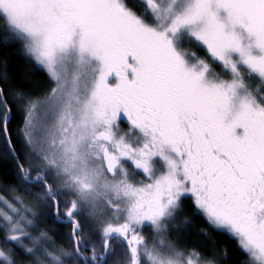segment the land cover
Instances as JSON below:
<instances>
[{
  "label": "snow or ice",
  "instance_id": "6c2138e0",
  "mask_svg": "<svg viewBox=\"0 0 264 264\" xmlns=\"http://www.w3.org/2000/svg\"><path fill=\"white\" fill-rule=\"evenodd\" d=\"M0 21L56 81L48 150L20 168L73 245L33 235L36 213L0 196V264L17 247L34 264H108L116 248L128 264H214L141 234L163 237L185 196L264 264V0H0ZM0 105L6 125L2 89Z\"/></svg>",
  "mask_w": 264,
  "mask_h": 264
},
{
  "label": "trees",
  "instance_id": "16d2710c",
  "mask_svg": "<svg viewBox=\"0 0 264 264\" xmlns=\"http://www.w3.org/2000/svg\"><path fill=\"white\" fill-rule=\"evenodd\" d=\"M129 2L130 4H134L136 0H129ZM0 37L2 39L0 45V85L3 87L6 100L13 113L9 123L12 143L20 161L24 165L25 155L24 150H22L23 148H21L23 144L19 138L25 123L29 100L44 97L50 92V88L54 86V82L46 71L39 68L32 59L21 51L17 40L10 43L6 42L2 35ZM192 50L197 51V54L200 56L204 55L202 51L195 48ZM15 90L20 96L18 100H15L14 96H12ZM5 114L4 106L0 105V117H3ZM4 124L5 122L0 119V191L6 197H10L11 195L9 194L11 193L31 197L35 193L41 192L42 188L33 187L29 184L28 190H25L24 184L26 182L23 181L22 174L8 145ZM187 199V197L182 198V210L179 213L180 223L176 229L169 231L168 234L171 233L170 235L172 236V238L169 236L170 239L177 241L180 244V248H182L181 250L185 253L195 252L206 259L209 253H212L213 256L216 254L218 257V251H220L221 255L219 259L223 261L220 264H249L250 258L240 248L238 240L226 232L215 229L206 218L194 213V209ZM52 216L54 217L53 213ZM56 225V232L60 231L58 227L65 229L64 231L67 233L70 246L73 250L68 225L57 223L56 220L51 221L50 219L43 225V228L49 230ZM53 233L56 234L55 232ZM3 239V233L0 232V247L4 246ZM56 241L58 244L67 246L63 238L56 236ZM121 250L122 253L127 251L126 248H121ZM13 256L17 264H34V258L28 256L18 247L13 252ZM110 260L111 256L108 258V263Z\"/></svg>",
  "mask_w": 264,
  "mask_h": 264
},
{
  "label": "rangeland",
  "instance_id": "374dc122",
  "mask_svg": "<svg viewBox=\"0 0 264 264\" xmlns=\"http://www.w3.org/2000/svg\"><path fill=\"white\" fill-rule=\"evenodd\" d=\"M0 33L4 37V40L6 42L11 43L14 40L15 41L17 40L20 44L21 51L27 57L32 59L39 68H42L44 71H46L48 73V75L50 76V78L52 79V81L54 82V86L53 87L51 86L52 88H50L51 89L50 92L48 91L49 93H47L44 97L32 98V100H29V103L27 106L28 108L26 111L25 123L22 127V132L20 133L21 135H20L19 139L22 141V144H23V146L21 145V148H23L22 150H24V155H25V157H24V159H25L24 160L25 161L24 168L26 170H28L29 166L31 165V167L34 169L37 166H39L40 156L42 155V153H44L48 150L49 133L53 130V125H54V115L52 114L51 109L56 103V100L52 95V90L54 88H56L57 85H56V81L49 74L47 68H45L42 65H39L35 61V59L30 56L25 45L9 31L7 26L2 21H0ZM216 71L220 72L221 69L216 68ZM110 79H113V78H110ZM249 83L254 86V90L258 89L260 87V82H259L258 78L250 80ZM261 95H264V92H262ZM12 96H14L15 100H18L20 98V96L18 95V92L16 90L12 93ZM33 105H34V108H33ZM30 109H32L31 117L28 116V112ZM29 119L31 120V124H29ZM129 131H130V129L127 128V129H125L124 132H121L118 134L128 133ZM127 168H129L130 172L132 171L131 166L127 165ZM32 175L33 176L36 175L35 171L32 172ZM109 179H111L110 176H109ZM141 179H144V177L142 175H140V174L135 175L136 181H140ZM51 182H52V184L54 183L53 179L51 180ZM54 186L59 187V181H55ZM42 191H43V189H41V192ZM9 195H11V196L6 197L0 191V196H3L5 198L12 199V198L18 197L19 199L23 200L32 209V211L36 213L37 218L34 220L35 231L33 232V235H37L40 232H44L50 238V242L52 243V246L54 248L63 249L65 251H69V252L72 251V247L70 246V243H69V240L67 237V233L64 231L65 229H60L58 227V229L60 231L58 230L59 232H56L57 225L55 227L49 229V230L43 228V225L46 224L50 219H51V221H54L56 219H55V217L52 216V212H51L52 209L49 208L48 205H46V204H44V203H42L36 199V193L31 197H26V196L24 197V195L16 194V193H11ZM60 199L71 200V199H75V197L71 196V195H68V196L62 195L60 197ZM60 209H61V211H60L61 213H64L67 211V208L63 204H61ZM88 214H89L88 211L83 212V215L85 217H87ZM57 223H59V222L57 221ZM179 223H180V217L178 215H176L175 220L172 221V223L168 225L167 232L165 233V235L163 237L156 236L154 229L148 225L144 226L141 229V234L149 242L150 246L153 243H156L159 246V240L164 239L165 244L171 243L179 251H182L181 250L182 248H180V244L177 241L170 239V237L172 238V236L170 235L171 233L168 234L169 231H171L172 229H176L179 226ZM68 226H69L68 231L71 233L72 226H71V224H68ZM170 227H172V228H170ZM53 232H55L56 234H54ZM55 235L60 237V238H63L66 241L67 246H64L62 244H58V242L56 241ZM85 235L89 237L90 244L99 245L101 243L100 236L98 234L89 235L86 225H85ZM25 245L28 247H31V244L28 241H25ZM125 253H126V251H124V253H122L121 248H116L114 250V254L111 256V260L108 264H128V257L125 255ZM85 255H90V253L86 252ZM67 264H76V262L72 261L69 258V261L67 262Z\"/></svg>",
  "mask_w": 264,
  "mask_h": 264
},
{
  "label": "flooded vegetation",
  "instance_id": "af4514ba",
  "mask_svg": "<svg viewBox=\"0 0 264 264\" xmlns=\"http://www.w3.org/2000/svg\"><path fill=\"white\" fill-rule=\"evenodd\" d=\"M124 127H125V128H124ZM127 128H129V124H128V122H127L126 120H122V121L119 123L118 133L124 132L125 129H127ZM129 166H130V165H129ZM126 167H127V165H126ZM141 180H144V179H141ZM141 180H140V181H141ZM53 181H55V177H53ZM49 183L52 184L51 180H49ZM185 197L188 198L187 201H189L190 204L192 205V207H193V209H194V213H197V214L201 215L202 217L206 218L202 213H200V212L197 211V209H196V207H195V204H194V200H193V198H192L191 196H185ZM182 198H184V197H182ZM60 208H61V205H60ZM60 211H61V210H60ZM51 212L54 214V213H55V210L53 209V211H51ZM180 212H181V211H180ZM180 212H179V213H180ZM179 213L177 214L178 216H179ZM54 217H55V219H56L55 214H54ZM59 223H61V222H59ZM62 224H64V223H62ZM66 225H68V224H66ZM59 228H60V227H59ZM60 229H61V228H60ZM220 231H222V230H220ZM223 232H225V231H223ZM235 239H236V238H235ZM220 255H221V252H220V251H218V257H217L216 254H214V256H213L212 253H209L208 256H207V258H206V260H212V261L214 262V264H220L221 262H223V261H221V260L219 259ZM219 260H220V261H219Z\"/></svg>",
  "mask_w": 264,
  "mask_h": 264
},
{
  "label": "water",
  "instance_id": "95a60500",
  "mask_svg": "<svg viewBox=\"0 0 264 264\" xmlns=\"http://www.w3.org/2000/svg\"><path fill=\"white\" fill-rule=\"evenodd\" d=\"M0 45H1V40H0ZM0 89L3 90V87H2L1 85H0ZM3 99L7 102V100H6V96H5V93H4V90H3ZM6 106H7V109H8V120H7V122H6V125L4 124V131H5V127H6L5 134H6V139H7V141H8V145H9V147H10V150H11V152H12V155L15 156V158H16L18 164H19V167H20V165H22V163H21V161H20V159H19V157H18V155H17V153H16V151H15V148H14V145H13V143H12V140H11V137H10V133H9V123H10V120H11V118H12V116H13V113H12V110H11V108H10L8 102H7V105H6ZM24 169H25V168H24ZM20 172H21V168H20ZM59 210H60V209H59ZM64 224H69V223L64 222Z\"/></svg>",
  "mask_w": 264,
  "mask_h": 264
},
{
  "label": "bare ground",
  "instance_id": "6f19581e",
  "mask_svg": "<svg viewBox=\"0 0 264 264\" xmlns=\"http://www.w3.org/2000/svg\"><path fill=\"white\" fill-rule=\"evenodd\" d=\"M1 34V33H0ZM1 36V35H0ZM0 40H1V43H2V39H1V37H0ZM10 106V105H9ZM11 108V107H10ZM12 110V109H11ZM10 133V132H9ZM11 137V136H10ZM12 140V139H11ZM8 142V141H7ZM20 159V158H19ZM14 160H15V162H16V164H17V167H18V169H19V171H20V167H19V164H18V162H17V160H16V158H15V156H14ZM22 163V162H21ZM23 165V164H22ZM24 166V165H23Z\"/></svg>",
  "mask_w": 264,
  "mask_h": 264
}]
</instances>
